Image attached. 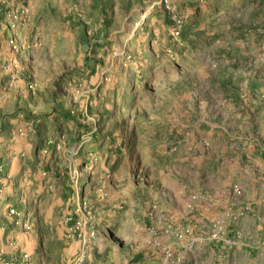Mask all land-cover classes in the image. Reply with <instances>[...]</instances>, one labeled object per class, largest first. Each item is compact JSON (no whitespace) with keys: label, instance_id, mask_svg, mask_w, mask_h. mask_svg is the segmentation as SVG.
Returning <instances> with one entry per match:
<instances>
[{"label":"rangeland","instance_id":"rangeland-1","mask_svg":"<svg viewBox=\"0 0 264 264\" xmlns=\"http://www.w3.org/2000/svg\"><path fill=\"white\" fill-rule=\"evenodd\" d=\"M168 5L0 0V264H231L210 245L264 189V0Z\"/></svg>","mask_w":264,"mask_h":264},{"label":"crops","instance_id":"crops-1","mask_svg":"<svg viewBox=\"0 0 264 264\" xmlns=\"http://www.w3.org/2000/svg\"><path fill=\"white\" fill-rule=\"evenodd\" d=\"M74 7L80 6L74 3ZM262 190L264 189L254 184L250 191L254 197L247 204V208L240 209L235 219L229 221L222 237L210 245V251L214 253L215 248L218 247L226 250L222 255L231 264H263L261 247L264 245V192ZM243 210L244 212L241 213Z\"/></svg>","mask_w":264,"mask_h":264},{"label":"built area","instance_id":"built-area-1","mask_svg":"<svg viewBox=\"0 0 264 264\" xmlns=\"http://www.w3.org/2000/svg\"><path fill=\"white\" fill-rule=\"evenodd\" d=\"M165 1V4L167 5V7H169V0H164Z\"/></svg>","mask_w":264,"mask_h":264}]
</instances>
